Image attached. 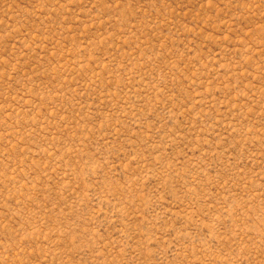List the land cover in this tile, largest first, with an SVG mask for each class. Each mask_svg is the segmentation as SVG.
I'll return each mask as SVG.
<instances>
[{
  "label": "rangeland",
  "instance_id": "1",
  "mask_svg": "<svg viewBox=\"0 0 264 264\" xmlns=\"http://www.w3.org/2000/svg\"><path fill=\"white\" fill-rule=\"evenodd\" d=\"M0 264H264V0H0Z\"/></svg>",
  "mask_w": 264,
  "mask_h": 264
}]
</instances>
